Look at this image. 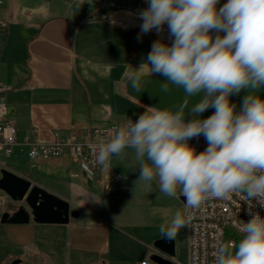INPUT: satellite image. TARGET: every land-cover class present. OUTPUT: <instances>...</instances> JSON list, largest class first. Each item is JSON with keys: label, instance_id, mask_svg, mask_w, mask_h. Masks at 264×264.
<instances>
[{"label": "clouds", "instance_id": "9594fccd", "mask_svg": "<svg viewBox=\"0 0 264 264\" xmlns=\"http://www.w3.org/2000/svg\"><path fill=\"white\" fill-rule=\"evenodd\" d=\"M146 2L139 12L140 35H160L167 25L171 43H152L132 88L139 91L159 75L165 92L175 86L188 98L204 96L191 109L197 118L187 122V99L176 110L149 107L98 146V162L107 168L113 157L133 149L137 181L149 187L158 181L160 192L171 198H179V189L188 210L240 196L251 219L237 222L242 239L222 244L215 264H264V217L251 211L264 207V97L256 94L264 87V0H226L220 7V0ZM246 89L251 91L237 111L231 97ZM209 108L210 116L198 118ZM201 135L207 147L197 152L189 141ZM191 219L190 212L177 211L159 231L173 239Z\"/></svg>", "mask_w": 264, "mask_h": 264}, {"label": "crops", "instance_id": "0c3cea01", "mask_svg": "<svg viewBox=\"0 0 264 264\" xmlns=\"http://www.w3.org/2000/svg\"><path fill=\"white\" fill-rule=\"evenodd\" d=\"M1 1L0 18L8 26L0 50V84L10 88L7 118L19 141L35 130L32 137L43 141L58 132L86 142L91 129L137 114L138 102L126 95L125 83L155 41L133 27L142 21L144 0ZM224 3L220 0L218 7ZM6 159L13 160L8 164ZM0 161L27 180V172L56 180L60 184L46 190L79 212L68 225L0 223V264L32 258L47 264H117L120 251L112 247L117 226L103 191L106 170L86 187L82 165L66 156L34 162L17 148ZM160 237L148 238L144 256L150 261L164 256L153 248Z\"/></svg>", "mask_w": 264, "mask_h": 264}, {"label": "built area", "instance_id": "2783aa9c", "mask_svg": "<svg viewBox=\"0 0 264 264\" xmlns=\"http://www.w3.org/2000/svg\"><path fill=\"white\" fill-rule=\"evenodd\" d=\"M145 8L147 2L144 0ZM3 1L0 0V7ZM133 27L140 30V25ZM119 25L125 28L128 25ZM7 22L0 18V50L3 47V39L7 30ZM146 35L155 40L163 38L164 42H171L168 37L167 25L164 32L157 35L155 31ZM10 91L9 87L0 84V158H10L15 154L17 148L25 152L30 161H50L62 157V152H70V159L82 165V177L86 187H92L95 175L100 170H106L107 178L103 184L104 194L108 197L116 195V185L119 176L109 167L101 166L97 159L98 146L106 141L114 130L123 126L129 121L124 120L110 125L97 127L90 130L91 139L86 142L80 140H70V136H63L61 133L52 132L51 140L43 141L32 137L36 131L32 130L29 135L21 141L18 140V130L16 126L7 118L6 95ZM134 122V121H132ZM197 152L203 151L207 147V142L201 135L189 141ZM5 165L0 161V172ZM1 178V174H0ZM158 183V181H157ZM180 197V195H178ZM252 212L259 213L264 217V207L256 205ZM183 212L187 216L192 215L191 222L185 227L186 232V262L185 264H215V256L219 247L224 243V233L226 228H231L236 234L242 236L237 229L239 220L247 222L251 219L248 205L240 196L234 195L230 200L211 199L204 202L198 209L188 210L183 204ZM234 242V241H232ZM235 243V242H234ZM176 263V262H175ZM142 264H147L143 262ZM177 264V263H176Z\"/></svg>", "mask_w": 264, "mask_h": 264}, {"label": "rangeland", "instance_id": "374dc122", "mask_svg": "<svg viewBox=\"0 0 264 264\" xmlns=\"http://www.w3.org/2000/svg\"><path fill=\"white\" fill-rule=\"evenodd\" d=\"M137 106V114L134 116L131 115L118 121H110L109 123L137 120L139 115L148 110V107L140 103H137ZM12 160L6 159V162L11 164ZM110 168L119 176V181L116 185V195L111 198L105 195L106 203L110 206L112 210L111 215L114 217L113 223L117 226L116 230L112 233V247L114 250L120 251V258L116 262L117 264L152 263L149 258L144 256V248L148 245V238L159 236L161 234L159 226L162 223L170 222L177 211L184 214L183 204L179 198H171L160 192L157 181H153L150 187L144 182L137 181L140 172L133 149H125L122 156L113 157L110 162ZM5 169L17 174L7 165ZM26 171H29V169L27 168ZM27 175L29 181L45 190V187L49 188L54 183L55 185L57 183L60 184L56 180L51 179V177L36 176L28 172ZM1 195L6 198H4V202L0 203V214L9 210H16L19 205L13 203L0 191ZM177 195H179V189L177 190ZM71 210H74L73 206H71ZM241 239L242 236L236 234L231 228L225 229L224 243L234 241L238 244ZM175 244L176 263L185 264V228H182L175 236ZM2 257L3 250L0 247V259ZM15 262L20 264H47L39 260V258H32L27 263L24 260Z\"/></svg>", "mask_w": 264, "mask_h": 264}, {"label": "water", "instance_id": "95a60500", "mask_svg": "<svg viewBox=\"0 0 264 264\" xmlns=\"http://www.w3.org/2000/svg\"><path fill=\"white\" fill-rule=\"evenodd\" d=\"M171 43V42H166ZM134 76V75H133ZM131 76L125 83L126 95L136 102L146 107L167 108L171 107L176 110L179 105L187 99L185 108L186 122L197 118L191 109L204 96L201 92L198 95L188 98L183 88L171 87L167 92L163 91L161 84L164 78L159 75L150 76L149 83L141 90L137 91L131 86ZM251 91L250 89L242 90L238 95H233L231 101L237 105L239 111L243 98ZM257 95L264 97V87L257 90ZM214 109L209 108L200 114L198 118H207L213 113ZM0 178V191L3 192L13 203L19 206L14 211H6L2 214L0 223L5 225H27L31 221L42 225H68L70 220L79 217V212L71 211L70 203L47 190L33 184L31 181L20 177L19 175L2 169ZM182 204L185 203L182 196L179 197ZM175 237L166 239L162 234L161 237L154 241L153 248L161 252L164 256L154 255L151 261L156 264H174L171 259L175 258Z\"/></svg>", "mask_w": 264, "mask_h": 264}, {"label": "bare ground", "instance_id": "6f19581e", "mask_svg": "<svg viewBox=\"0 0 264 264\" xmlns=\"http://www.w3.org/2000/svg\"><path fill=\"white\" fill-rule=\"evenodd\" d=\"M70 140H78V139L74 135H71ZM63 156L70 158V152H62V157Z\"/></svg>", "mask_w": 264, "mask_h": 264}, {"label": "flooded vegetation", "instance_id": "af4514ba", "mask_svg": "<svg viewBox=\"0 0 264 264\" xmlns=\"http://www.w3.org/2000/svg\"><path fill=\"white\" fill-rule=\"evenodd\" d=\"M9 211H11V210H9Z\"/></svg>", "mask_w": 264, "mask_h": 264}]
</instances>
